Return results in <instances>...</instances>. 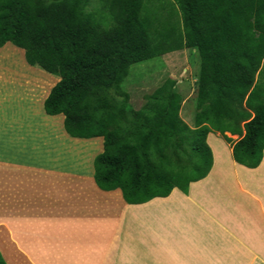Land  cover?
Returning <instances> with one entry per match:
<instances>
[{
    "label": "trees",
    "instance_id": "16d2710c",
    "mask_svg": "<svg viewBox=\"0 0 264 264\" xmlns=\"http://www.w3.org/2000/svg\"><path fill=\"white\" fill-rule=\"evenodd\" d=\"M98 4L0 0V47L12 43L23 49L31 65L13 56L9 70H0V92H11L21 107L18 100L28 92L45 96L36 80L51 88L59 77L44 102L45 112L63 114L70 137L103 138L104 150L94 159L95 182L103 191L120 189L128 204L168 197L175 188L188 194L191 183L213 167L208 142L213 132L232 144L237 163L257 168L264 157V0ZM185 48L201 60L193 123L181 116L183 96L172 78L133 108L122 87L131 67ZM73 144L67 146L80 154L84 168L96 151L88 142ZM3 211L0 264H25L12 246L13 229L3 222Z\"/></svg>",
    "mask_w": 264,
    "mask_h": 264
},
{
    "label": "crops",
    "instance_id": "0c3cea01",
    "mask_svg": "<svg viewBox=\"0 0 264 264\" xmlns=\"http://www.w3.org/2000/svg\"><path fill=\"white\" fill-rule=\"evenodd\" d=\"M59 79L51 88L29 79L42 86L45 96L28 92L7 116L0 98L1 177L13 182L18 176L21 184L2 191L0 208L34 216L23 223L22 213L19 222L3 219L13 229L11 243L23 263L264 264V157L257 168L243 166L234 160L232 144L220 132L214 140L210 133L213 167L191 183L188 194L175 188L168 197L128 204L120 189H99L93 162L81 168L77 151L67 146L88 142L100 154L103 138L70 137L65 116L45 112L44 102ZM27 178L32 181L22 180ZM124 216L132 229L120 237ZM28 226L40 229L29 233Z\"/></svg>",
    "mask_w": 264,
    "mask_h": 264
},
{
    "label": "rangeland",
    "instance_id": "374dc122",
    "mask_svg": "<svg viewBox=\"0 0 264 264\" xmlns=\"http://www.w3.org/2000/svg\"><path fill=\"white\" fill-rule=\"evenodd\" d=\"M91 1V8L97 7L98 0H90ZM171 5V4H169ZM173 8L168 7L167 12L169 13L168 17L173 20L174 23H176V16L172 15ZM164 15V14H163ZM162 14L160 16L163 18ZM158 28L159 26H156ZM159 29V28H158ZM10 46H13L17 49H7L4 48L0 53V70L1 69H8L9 70V61L13 56H19L20 58H23V49L16 47L15 45L10 44ZM201 68V60L200 56L196 51L193 49H181L174 52H169L164 55L157 56L153 59L139 62L137 64H134L130 69V74L127 77V80L122 84V87L125 91H127L130 94V104L133 108L138 109L140 108L144 102H145V96L147 94L152 93L157 87H159L162 82H164L168 78L175 79L177 81L178 91L183 96V103H182V109H181V116L182 118L189 124L193 123V117L196 112V80L199 76ZM60 80V79H59ZM11 92H0V98L4 103L3 109H1V113L4 116H7V113H13L16 107L15 100L13 101V96L11 95ZM13 98V99H12ZM8 101V103H6ZM15 103V104H14ZM215 132L212 133V140H214ZM218 138H221L220 135L217 136ZM233 139H237V136H233ZM100 150V149H99ZM99 150L96 152L95 155L88 156V161H92V165L94 167V159L98 155ZM104 150V149H103ZM103 152V151H102ZM79 159L81 160L80 154H78ZM89 164H87L84 168H88ZM4 172H0V185H4V183H11L5 181L4 178H2V174ZM16 176L13 179L12 184H9L6 187H3V185L0 187V195L2 191L7 190L10 186L16 185L19 186V179ZM27 181H30L27 179H22ZM32 181V180H31ZM20 187H14V189L18 190ZM1 201V198H0ZM21 209H12V210H4L2 213L7 216L10 220H15L16 222H19L18 217L21 219L22 214H25V217L22 220L23 222L30 221V219H33L34 216L30 214V212L21 211ZM1 213V212H0ZM22 213V214H21ZM128 216H124V221L122 222V226L120 227V237H123L124 233H127L130 229H132V225L129 224ZM16 227H18V224L16 223ZM23 227V226H21ZM36 227V229H35ZM26 228V227H25ZM32 228V229H31ZM37 228L40 229L38 226H28L27 232L31 233V231H36ZM130 228V229H129ZM129 229V230H128ZM118 232V231H116ZM147 229L143 230V233H147ZM68 235L74 234L71 233V231L67 230ZM133 234V231H131ZM64 235V236H63ZM63 237H66L67 234L63 233ZM148 236V233L146 234ZM32 238L37 237L35 235L31 236ZM243 244L250 246L246 241H243ZM39 243L38 241H33V246L38 247ZM198 264H203L199 262Z\"/></svg>",
    "mask_w": 264,
    "mask_h": 264
}]
</instances>
